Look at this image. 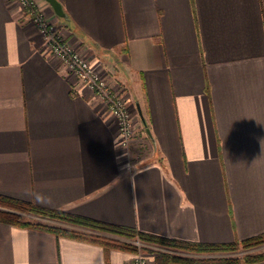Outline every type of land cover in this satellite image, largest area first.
I'll list each match as a JSON object with an SVG mask.
<instances>
[{"label":"crops","instance_id":"obj_1","mask_svg":"<svg viewBox=\"0 0 264 264\" xmlns=\"http://www.w3.org/2000/svg\"><path fill=\"white\" fill-rule=\"evenodd\" d=\"M59 1L65 16L37 0L140 107L146 162L131 161L105 105L40 48L21 5L0 0V195L185 241L263 234L264 0ZM134 257L0 220V264Z\"/></svg>","mask_w":264,"mask_h":264},{"label":"trees","instance_id":"obj_2","mask_svg":"<svg viewBox=\"0 0 264 264\" xmlns=\"http://www.w3.org/2000/svg\"><path fill=\"white\" fill-rule=\"evenodd\" d=\"M142 122L145 128H147V122L144 118L142 119ZM0 206L7 208H0V220L21 225H33L47 229L56 234L72 235L96 241L103 244L107 248L118 247L131 251H137V247L132 242V240L135 239H139L143 242L163 245L173 250L183 249L196 252L235 251L242 247L248 249L264 243V233L243 240H235L229 243H202L179 240L141 231L134 227L95 220L93 218L73 214L62 209L45 208L35 203L3 195H0ZM19 212L32 213L47 220H58L64 223H69L76 228H68L61 225L43 223L41 221H25L22 220V215ZM107 234L124 237L127 241H120L116 238L107 236ZM261 259H264V253L246 254L242 257L211 258L208 259V263L205 264H244ZM155 260L158 264H204L203 260L183 257L173 252L166 251H163L156 256Z\"/></svg>","mask_w":264,"mask_h":264},{"label":"built area","instance_id":"obj_3","mask_svg":"<svg viewBox=\"0 0 264 264\" xmlns=\"http://www.w3.org/2000/svg\"><path fill=\"white\" fill-rule=\"evenodd\" d=\"M29 15L40 35V48L58 57L78 83L84 85L91 95L105 105L108 114L119 131V144L126 147L133 137L134 118L127 107V98L115 89L109 77L102 75L100 68L92 64L88 49H75L62 32L46 17L35 0H14ZM139 250L133 264H150L152 257L143 251L141 241H135Z\"/></svg>","mask_w":264,"mask_h":264},{"label":"rangeland","instance_id":"obj_4","mask_svg":"<svg viewBox=\"0 0 264 264\" xmlns=\"http://www.w3.org/2000/svg\"><path fill=\"white\" fill-rule=\"evenodd\" d=\"M37 2V0H35ZM37 5L40 9H42V7L39 5V3L37 2ZM43 12H45V10H43ZM46 15V13H45ZM47 17V15H46ZM48 19V18H47ZM111 80V79H110ZM111 83L113 84L112 80ZM127 103V107L129 108L130 112L133 114V118H134V123H135V127H134V135L132 137V139L130 140V142L128 143V145L126 146V148L129 150V154L131 157V161L135 162L136 164H143L146 161L143 160L144 155L146 154V152L148 151V145L145 139H142V135L141 132L144 130V124L142 122V119L138 113V111L136 110V106L132 103H129V101H126ZM141 138V139H140ZM23 219H31L34 220L36 219L37 221H42L45 223H53L55 225H61L64 227H68L71 228L70 225L73 228H76L75 226H73L72 224L69 223H64L58 220H43L41 218H35L32 217L30 215H22ZM109 237L112 238H116L120 241H127L126 238L118 236V235H107ZM135 241H141L139 239H135L132 240V242L134 243V245L137 247V251L139 250L138 246L136 245ZM143 244V251L146 253H149L152 257V260L150 262V264H158L155 260V257L158 256L161 252L166 251V252H173L175 254H178L180 256L183 257H191L194 259H199V260H203L204 264L208 263V259L211 258H223V257H236V256H244L246 254H258L257 251L259 249H262V245H256L253 246L251 248L245 249V248H239L238 250L235 251H218V252H196V251H189V250H183V249H179V250H173L170 248H167L163 245H159V244H154V243H148V242H143L141 241ZM137 251H133L134 253H136ZM203 255V256H197V255ZM206 254H212L215 257H206L204 255Z\"/></svg>","mask_w":264,"mask_h":264},{"label":"water","instance_id":"obj_5","mask_svg":"<svg viewBox=\"0 0 264 264\" xmlns=\"http://www.w3.org/2000/svg\"><path fill=\"white\" fill-rule=\"evenodd\" d=\"M50 5L52 6V8L54 9V11L59 15V16H65V12L63 11V8H62V5H61V2L59 0H47ZM138 110H139V114L141 116V118L143 119V115H142V112H141V109L140 107L138 106ZM147 129V133L150 137H152L151 135V131L149 128H146Z\"/></svg>","mask_w":264,"mask_h":264}]
</instances>
